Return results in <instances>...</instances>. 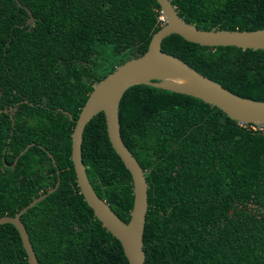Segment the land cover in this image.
I'll return each instance as SVG.
<instances>
[{
    "label": "trees",
    "instance_id": "trees-1",
    "mask_svg": "<svg viewBox=\"0 0 264 264\" xmlns=\"http://www.w3.org/2000/svg\"><path fill=\"white\" fill-rule=\"evenodd\" d=\"M19 1L31 25L24 8L0 0V110H7L0 112V216L54 186L58 169V188L21 215L38 264H128L80 193L71 133L93 85L147 49L163 24L160 7L156 0ZM171 2L201 29L264 27V0ZM161 49L229 91L264 101V49L202 46L174 33ZM118 117L146 173L145 264H264V126L145 84L123 93ZM81 154L95 193L127 222L132 179L102 111L84 128ZM0 264H28L11 223L0 224Z\"/></svg>",
    "mask_w": 264,
    "mask_h": 264
},
{
    "label": "water",
    "instance_id": "water-1",
    "mask_svg": "<svg viewBox=\"0 0 264 264\" xmlns=\"http://www.w3.org/2000/svg\"><path fill=\"white\" fill-rule=\"evenodd\" d=\"M18 7L26 10L25 23L31 25L34 16L31 10L19 0H14ZM160 7L163 24L152 35L147 49L116 66L106 76L98 80L82 106L71 133V155L76 182L87 205L102 226L115 237L122 246L128 264H145L143 233L148 210L146 173L125 145L120 133L118 106L123 93L132 85L145 84L177 93L190 95L222 110L229 118L241 124L264 126V101L241 97L218 82L204 76L179 57L161 49L163 38L178 34L185 40L202 46H236L242 49H264V27L255 30H205L186 22L171 0H156ZM23 27V25H21ZM7 112L6 109L0 110ZM105 116L106 131L110 144L120 157L132 179L133 204L127 222L122 220L94 191L86 174L82 161L81 144L86 124L99 112ZM12 126L14 125L13 117ZM12 130L10 131V134ZM10 137L7 138V141ZM33 143L27 144L15 157L16 164ZM6 148V147H5ZM5 148L3 152H5ZM56 167L53 155L47 151ZM4 162V156L2 157ZM7 165L6 163H4ZM54 186L33 198L16 214L0 216V224L11 223L19 233L22 246L27 255L28 264H38L35 251L27 230L21 221V215L39 201L54 192L60 183L59 170Z\"/></svg>",
    "mask_w": 264,
    "mask_h": 264
}]
</instances>
